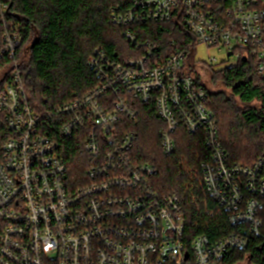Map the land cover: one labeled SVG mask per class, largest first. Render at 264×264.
Returning <instances> with one entry per match:
<instances>
[{
	"label": "built area",
	"instance_id": "built-area-1",
	"mask_svg": "<svg viewBox=\"0 0 264 264\" xmlns=\"http://www.w3.org/2000/svg\"><path fill=\"white\" fill-rule=\"evenodd\" d=\"M11 6L0 0V115L9 134L0 148V264H222L237 251L253 264L252 248L264 253V157L231 161L209 93L184 70L187 51L158 62L154 44L126 30L138 57L115 61L97 48L89 61L96 87L39 114L17 59L25 27L9 15ZM112 12L121 27L177 19L197 44L224 54L225 67L255 59L264 80V0H140ZM136 101L153 103L166 124V156L175 153L179 127L205 136L210 160L200 163V179L216 233L193 236L179 195L157 191V168L135 162L138 136L122 121L136 117ZM71 139L86 170L75 183L62 155Z\"/></svg>",
	"mask_w": 264,
	"mask_h": 264
},
{
	"label": "trees",
	"instance_id": "trees-1",
	"mask_svg": "<svg viewBox=\"0 0 264 264\" xmlns=\"http://www.w3.org/2000/svg\"><path fill=\"white\" fill-rule=\"evenodd\" d=\"M136 1L140 0H11L9 15L25 27L17 59L24 73L28 101L35 112L42 114L68 104L96 87L98 78L90 69L89 61L97 48L115 61L138 57L139 52L125 40L126 30H131L142 42L153 43L158 62L177 50L187 51L184 70L195 73L197 67L191 57L196 38L177 19L164 24L136 21L130 27L112 22V11L126 13ZM2 28L0 21V40ZM194 75L209 93L207 106L216 116L222 147L231 161L252 165L259 157H264V80L259 75L256 60L239 61L235 66L213 70L211 82L219 84L223 90H211ZM234 99L245 107H239ZM254 101L260 106H252ZM133 106L136 117L122 122L125 132L132 131L138 136L131 151L135 162L157 168L158 174L153 180L157 191L179 195L193 236L202 232L216 233L217 226L205 212V193L199 181L200 163L210 160L205 136L179 127L173 133L175 153L166 156L161 148V134L166 124L159 119L154 104L136 101ZM58 123L59 119L48 126L51 128ZM8 135L0 115V148ZM73 140L64 141L62 155L70 179L75 183L85 178L86 170L79 162L82 159L80 147L73 146ZM208 207L214 208L212 202L208 201ZM261 215L264 219V208ZM1 228L0 223V236ZM251 251V262L264 264L263 251L254 248ZM245 258L246 253L233 252L222 264H239Z\"/></svg>",
	"mask_w": 264,
	"mask_h": 264
},
{
	"label": "rangeland",
	"instance_id": "rangeland-1",
	"mask_svg": "<svg viewBox=\"0 0 264 264\" xmlns=\"http://www.w3.org/2000/svg\"><path fill=\"white\" fill-rule=\"evenodd\" d=\"M213 57H215V59H217L218 62L210 64L209 59ZM224 58H225L224 54L218 52L217 50L210 49L209 47L207 48L204 45L197 44L194 48V53L191 59L194 64L198 65V68L195 70L194 74H197L198 77L202 80L203 84L205 86H209V88H211V90L213 91L223 90L222 86H220L219 84L218 85L213 84L210 78L212 76L213 70L217 71L220 68L228 66V64H225V63L222 64V62L224 61ZM229 97H232V96L230 95ZM234 101L239 107L241 108L245 107L243 104L240 103L238 99H234ZM252 106H260V105L257 101H254ZM199 181L201 184V179H199ZM239 264H249V263L247 262L245 263L243 261V262H240Z\"/></svg>",
	"mask_w": 264,
	"mask_h": 264
}]
</instances>
